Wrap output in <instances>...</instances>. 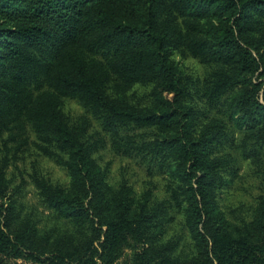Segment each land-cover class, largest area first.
I'll return each mask as SVG.
<instances>
[{"label":"trees","instance_id":"trees-1","mask_svg":"<svg viewBox=\"0 0 264 264\" xmlns=\"http://www.w3.org/2000/svg\"><path fill=\"white\" fill-rule=\"evenodd\" d=\"M174 52L208 70L184 74ZM65 98L114 152L164 175L166 197L110 184L105 135L70 120ZM0 142V264H264V0H0ZM29 143L70 177L30 174L70 231L20 216L6 168ZM243 160L263 188L232 220L218 196ZM179 211L187 256L161 238Z\"/></svg>","mask_w":264,"mask_h":264},{"label":"rangeland","instance_id":"rangeland-1","mask_svg":"<svg viewBox=\"0 0 264 264\" xmlns=\"http://www.w3.org/2000/svg\"><path fill=\"white\" fill-rule=\"evenodd\" d=\"M172 58L186 75L202 78L208 70L205 64L191 56H182L178 52H174ZM148 90V86L137 84L129 94L135 93L134 100L145 102ZM63 110L72 121L82 115L87 116L91 123L89 131L96 137L105 135L106 144L98 150L95 156L102 166L109 165L108 181L110 184L117 185L120 180L125 179L132 185L136 195L151 188L155 199L161 200L166 197L164 175H149L146 166L138 158L114 152L109 145L108 136L101 129L98 121L75 99L65 98ZM31 137L34 139L33 134ZM1 155H3V151L0 142V157ZM9 159L10 164L6 168V177L11 181L12 190L16 189L18 185L20 186V191L16 194V206L20 210V216H29L35 220L39 229L53 230V232L70 231L71 227L68 221L58 217L41 201L38 191L30 179V174L37 168L52 182L67 186L70 182L67 171L53 159L40 154L32 143L18 151L16 155L11 153ZM241 163L240 177L222 188L218 196L220 208L232 220L251 212L256 202V196L262 192L263 188L260 178L253 172L250 162L243 160ZM182 221V213L180 211L174 213L173 221L168 223L161 238L163 240L171 238L177 241V253L187 256L193 252V247L189 233L183 227ZM125 254H129V251H126Z\"/></svg>","mask_w":264,"mask_h":264}]
</instances>
